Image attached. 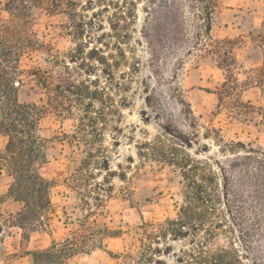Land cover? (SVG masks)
<instances>
[{
    "label": "rangeland",
    "instance_id": "1",
    "mask_svg": "<svg viewBox=\"0 0 264 264\" xmlns=\"http://www.w3.org/2000/svg\"><path fill=\"white\" fill-rule=\"evenodd\" d=\"M45 1L0 0V85L17 68L7 84L17 104L44 112L33 132L4 115L14 101L0 93V151L6 134L36 135L46 162H14L52 185L13 188L12 161L0 162V264H32L30 253L71 234L91 248L68 264H264L257 232L244 230L263 97L241 85L219 103L226 74L206 51L233 41L224 49L244 81L262 61L249 34L264 0H207L208 35L199 0Z\"/></svg>",
    "mask_w": 264,
    "mask_h": 264
},
{
    "label": "trees",
    "instance_id": "2",
    "mask_svg": "<svg viewBox=\"0 0 264 264\" xmlns=\"http://www.w3.org/2000/svg\"><path fill=\"white\" fill-rule=\"evenodd\" d=\"M201 3V11L204 17L202 18L203 21H205L204 31L205 33H208L211 31V21L212 16L214 14V9L210 5V2L207 0H199ZM42 3H48L45 0H42ZM172 5V3H169ZM174 5V4H173ZM172 7V6H171ZM167 9H171L169 6ZM169 14V13H168ZM168 14H166L168 16ZM153 18V15L151 16ZM115 27H112L113 30ZM154 30V28H153ZM151 41H149V44L159 51L163 44H161V41L159 40V37H157L156 33L155 35L150 36ZM250 41L252 43L256 44V47L260 50L262 54V61L259 66L251 69L250 71H242L243 74H245V79L241 83H238V79L236 78V75L234 74V70L236 69V63L235 58L232 56L231 52H228L224 48L227 46L233 44L234 42L226 39L223 41L216 42V46L212 50H206L210 51L211 54H216L218 58H221V63L219 62L217 64V68L224 71L225 79L224 82L221 85V92L217 94L219 103L223 101V98L227 96L234 94V92L237 91V88L241 85L243 86H250L252 88H256L260 91L262 97H263V104L259 108H257V114L259 115L261 119V125L264 127V20L262 21L260 28L255 31L251 32L249 34ZM5 38L2 37L0 40V47H4ZM215 51V52H214ZM152 52L154 53V49H152ZM224 57L228 58L229 61H225ZM235 68V69H234ZM19 72L17 68H14L10 75L9 73H5L4 77L2 78L1 82V89L0 93L5 101V106H8V102L14 101V107L10 108L8 112H6L4 115L9 116L11 121L13 123L21 121L23 123H26L27 126L32 127V131H36V126L41 119V116L43 115V111L38 109L35 104H17V96L13 89L10 87H7V84L9 81L13 79V77L16 75V73ZM35 73H32L34 75ZM5 83V85H3ZM235 95H237L235 93ZM252 106L241 104L240 108L242 109H250ZM1 111V110H0ZM1 113V112H0ZM249 113L248 111H244L242 114ZM2 116L3 113H1ZM8 117V118H9ZM15 131V135H9V142L7 147L4 149V151H0V162L3 161L4 164L8 161H12L7 166L14 178L15 185L13 188H17L21 185V183H29V185L33 187H37L36 194H46L49 193V190L52 188V185L45 180L37 170H35L33 167H21L17 163L14 162V160L18 159H28V160H41L43 163L46 162L45 153H43V145L40 143V139L33 134H29L27 136L26 141L23 138L18 137ZM20 134V133H19ZM253 155H255L254 158H248V160H252L255 164V176L253 177V184L255 189V195L254 197V206H250L249 208H254L255 211L253 212L250 210V214L252 216L250 223H248L244 229L246 232V237L251 238L253 234L257 232V237L260 238L259 242H257L260 247V253L263 255L264 253V151H254L253 149H250L249 151ZM73 174H71V178H79L80 176H83L81 169H75L73 170ZM22 188V187H21ZM44 195V197H46ZM50 205V202H46L45 205L38 206V210H36L34 213L35 215H38L40 217L41 213L48 208ZM40 210V212H38ZM242 234V233H241ZM244 235V234H242ZM88 239V238H87ZM243 240V239H242ZM89 241L86 240L85 235H76L71 234L70 237L65 239L62 243H52V245L46 249H41L34 251L30 253L32 257V264H68V260L77 253H83L87 252L91 246L88 243ZM244 242V240H243ZM257 245V244H256ZM231 264V263H227Z\"/></svg>",
    "mask_w": 264,
    "mask_h": 264
}]
</instances>
